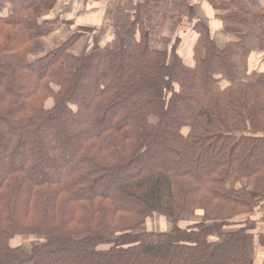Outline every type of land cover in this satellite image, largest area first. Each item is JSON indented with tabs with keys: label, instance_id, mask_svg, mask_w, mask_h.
<instances>
[{
	"label": "trees",
	"instance_id": "obj_1",
	"mask_svg": "<svg viewBox=\"0 0 264 264\" xmlns=\"http://www.w3.org/2000/svg\"><path fill=\"white\" fill-rule=\"evenodd\" d=\"M0 0V264H254L264 236V6L216 5L190 60L122 10L31 60L35 0ZM200 214L197 222L180 227ZM169 229L144 231L154 215ZM239 219V220H238ZM17 236L42 242L29 253Z\"/></svg>",
	"mask_w": 264,
	"mask_h": 264
},
{
	"label": "crops",
	"instance_id": "obj_2",
	"mask_svg": "<svg viewBox=\"0 0 264 264\" xmlns=\"http://www.w3.org/2000/svg\"><path fill=\"white\" fill-rule=\"evenodd\" d=\"M4 1V15L11 12V0ZM38 3L39 19L28 25L37 33L46 31L47 36L38 40V49L48 52L65 41L70 33L81 29H92L101 40L111 38L113 18L120 10L141 16H149L148 26L153 29L152 48L161 52H171L176 44L175 53L183 60H190L198 35L194 26L200 23L207 27L212 41L222 46L229 40L223 32L216 8L219 3L230 0H35ZM253 1L264 6V0ZM59 40V41H58ZM57 42V43H54ZM38 53V50L32 54ZM36 57L32 56L31 60ZM249 73L264 77V52L253 51L247 60ZM239 220V219H238ZM256 232L264 236V203L252 214ZM166 222L165 230L169 229ZM146 225V224H145ZM164 232V231H162ZM264 257V247H257L255 256ZM264 264V262H263Z\"/></svg>",
	"mask_w": 264,
	"mask_h": 264
},
{
	"label": "rangeland",
	"instance_id": "obj_3",
	"mask_svg": "<svg viewBox=\"0 0 264 264\" xmlns=\"http://www.w3.org/2000/svg\"><path fill=\"white\" fill-rule=\"evenodd\" d=\"M54 43H57V42L54 41ZM44 53H45V49L39 48L38 53H36L35 55L32 54L31 57L34 56L37 58L38 56H42ZM199 217H200V214L197 213V215L194 218L181 221L179 223V226L186 227L188 225H191L193 222H197ZM165 221L166 219L156 214L146 221V225H144L143 229L147 233H160L162 231L164 232L168 231V230H165V226L167 225ZM41 242L42 240L36 237L17 236L10 241V246L12 248L21 247L26 253H29L31 248L34 245H38ZM263 262H264V257L257 256V255L255 256L254 264H263Z\"/></svg>",
	"mask_w": 264,
	"mask_h": 264
}]
</instances>
